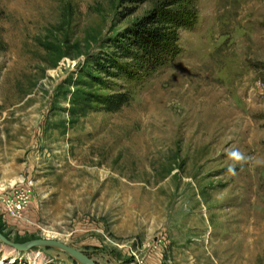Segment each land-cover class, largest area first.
<instances>
[{"label":"rangeland","instance_id":"rangeland-1","mask_svg":"<svg viewBox=\"0 0 264 264\" xmlns=\"http://www.w3.org/2000/svg\"><path fill=\"white\" fill-rule=\"evenodd\" d=\"M156 1L0 0L1 233L98 264H264V0H195L168 65L98 84L92 55ZM0 264L82 263L0 241Z\"/></svg>","mask_w":264,"mask_h":264},{"label":"trees","instance_id":"trees-1","mask_svg":"<svg viewBox=\"0 0 264 264\" xmlns=\"http://www.w3.org/2000/svg\"><path fill=\"white\" fill-rule=\"evenodd\" d=\"M145 0H120L123 18L135 12ZM195 0H157L141 17L109 36L92 55L90 75L98 84L118 78L143 82L168 65L178 54L177 30L191 27L195 16ZM127 92L98 96V102L108 111L129 102ZM1 232V229H0Z\"/></svg>","mask_w":264,"mask_h":264},{"label":"water","instance_id":"water-1","mask_svg":"<svg viewBox=\"0 0 264 264\" xmlns=\"http://www.w3.org/2000/svg\"><path fill=\"white\" fill-rule=\"evenodd\" d=\"M0 241L19 251L26 250L29 247H33V246L51 245V246H55V247H58L64 250L66 253L70 254L72 257L80 261L82 264H98L95 261H93L91 258H89L87 255H85L84 253L80 252L79 250L71 246H68L65 243H62L61 241H57L54 239L39 238V239L32 240L28 243H17V242L10 241L0 232Z\"/></svg>","mask_w":264,"mask_h":264},{"label":"built area","instance_id":"built-area-1","mask_svg":"<svg viewBox=\"0 0 264 264\" xmlns=\"http://www.w3.org/2000/svg\"><path fill=\"white\" fill-rule=\"evenodd\" d=\"M27 197L28 196V191L26 190H19L17 196L14 198V200H16V205L14 203L13 200L7 202L8 206L7 208L9 210H11V208L13 207V204L15 205V208L13 207V210H11L15 215L18 214L20 215L22 210L26 207L28 201H27Z\"/></svg>","mask_w":264,"mask_h":264},{"label":"bare ground","instance_id":"bare-ground-1","mask_svg":"<svg viewBox=\"0 0 264 264\" xmlns=\"http://www.w3.org/2000/svg\"><path fill=\"white\" fill-rule=\"evenodd\" d=\"M250 241V240H249Z\"/></svg>","mask_w":264,"mask_h":264}]
</instances>
